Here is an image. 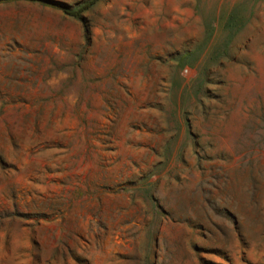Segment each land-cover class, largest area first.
<instances>
[{"label": "rangeland", "instance_id": "1", "mask_svg": "<svg viewBox=\"0 0 264 264\" xmlns=\"http://www.w3.org/2000/svg\"><path fill=\"white\" fill-rule=\"evenodd\" d=\"M0 0V264H264V0Z\"/></svg>", "mask_w": 264, "mask_h": 264}, {"label": "trees", "instance_id": "2", "mask_svg": "<svg viewBox=\"0 0 264 264\" xmlns=\"http://www.w3.org/2000/svg\"><path fill=\"white\" fill-rule=\"evenodd\" d=\"M93 1H94V0L90 1V2L87 3V4L82 5V6H81L80 8H78L77 10H75V11H71V12H68V13L74 15V16L77 17V18H81L80 13H81L83 10H85L86 8H88V7L93 3Z\"/></svg>", "mask_w": 264, "mask_h": 264}]
</instances>
